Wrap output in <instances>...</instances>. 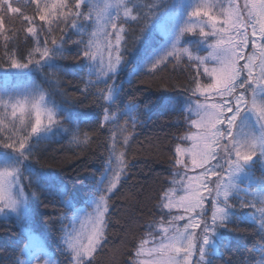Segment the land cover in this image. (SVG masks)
I'll return each instance as SVG.
<instances>
[{
	"label": "snow or ice",
	"instance_id": "obj_1",
	"mask_svg": "<svg viewBox=\"0 0 264 264\" xmlns=\"http://www.w3.org/2000/svg\"><path fill=\"white\" fill-rule=\"evenodd\" d=\"M27 3L34 6L31 15L13 0H0V216L31 219L27 189H34L37 200L47 192L63 210L57 230L61 254L69 264H96L108 243L112 198L127 177V150L141 115L133 98L123 107L118 104L123 81L117 80L132 63L127 35L135 25L139 46L128 84L169 64H184L189 78L176 97L162 100L167 111L182 117L186 131L169 158L171 179L156 197L157 211L143 224V236L124 253L126 264H216L224 255L222 247L230 244L226 233L240 222L259 237L244 264H264V0ZM5 14L26 26L6 27ZM158 31L163 36L159 44ZM21 32L27 45L23 52ZM66 45L76 48L73 59L78 63L71 75L83 85L79 94L94 96L102 113H72L64 106L67 100L57 104L32 79L41 72L50 86L55 77L59 87V77L69 74L58 63L67 58ZM64 124L69 125V142L77 146L93 139L81 125L109 133L108 158L91 174L92 187L83 202L30 163L32 141L52 137ZM34 239L30 232L23 258L14 264H59L43 248L35 251Z\"/></svg>",
	"mask_w": 264,
	"mask_h": 264
},
{
	"label": "trees",
	"instance_id": "obj_2",
	"mask_svg": "<svg viewBox=\"0 0 264 264\" xmlns=\"http://www.w3.org/2000/svg\"><path fill=\"white\" fill-rule=\"evenodd\" d=\"M13 5L20 7L28 15L32 14L34 8L27 3V0H13ZM5 25L12 30L26 26L22 24L20 18L10 14H5ZM139 34V28L135 25L128 30L127 47L130 49L129 56L132 63L120 73L117 83L123 81V93L118 101L120 107L133 98L139 105L141 115L137 119L135 138L127 150L130 163L127 177L112 198L108 243L97 254L96 264H126L128 257L124 253L135 239L143 236V224L151 218L153 212L157 211L154 208L156 197L162 188L168 186V181L171 179L172 168L169 158L174 155L178 137L186 131L182 117L167 111L162 102L164 97H176L182 90L181 86L187 83L189 73L185 70L184 64L175 68L169 64L154 75L142 74L137 76L131 84L127 82L128 73L137 62L135 49L139 46L136 41ZM155 35V42L163 43L162 34L158 31ZM23 36L24 33L21 32L19 45L21 52L27 47L23 43ZM77 38L72 36L73 40ZM66 48L69 49L67 58L58 63L66 67L69 74L59 77V87L55 85V77L51 78L53 81L51 86L45 82L41 72L32 76V79L41 84L46 91L51 92V99L57 104L67 100L64 106L72 113H102V109L97 107L94 96L85 98L79 94L78 90L83 85L71 75L78 63L73 59L76 48L72 45H66ZM2 55L3 50L0 48V56ZM14 83L13 81L9 86ZM58 93H66V96ZM146 106L150 111L146 109ZM124 120V116L119 117L120 123ZM128 126L131 131V121ZM81 127L82 130L93 133L90 144L77 146L70 143V133L67 131L69 125L64 124L52 137L41 140L38 144L35 140L32 141L35 150L30 163L37 172L43 171L50 174L49 182L65 186L68 196H75L83 202L90 194L91 174L100 169L108 158L109 133L106 130L97 132L92 125H81ZM256 175H260L257 170ZM25 184H27L26 181ZM27 191L34 209L33 217L21 220L15 217L0 218V264H14L16 258H23L20 255L21 249L28 242L30 232L43 241L54 262L69 264L68 258L57 248L59 235L57 230L60 227V213L63 211L59 202L47 192L41 193L40 199L37 200L33 194V188H28ZM49 217L51 220L48 219ZM133 232L135 237L132 235ZM226 235L230 244L222 247L224 255L217 259L216 264H224L225 261H230L231 264H244V258L249 256V250L254 243L258 242L259 237L254 234L253 228L244 222H240L236 230ZM251 255L253 258H258L257 253H251Z\"/></svg>",
	"mask_w": 264,
	"mask_h": 264
},
{
	"label": "rangeland",
	"instance_id": "obj_3",
	"mask_svg": "<svg viewBox=\"0 0 264 264\" xmlns=\"http://www.w3.org/2000/svg\"><path fill=\"white\" fill-rule=\"evenodd\" d=\"M183 2H184V3H187L188 0H183ZM241 2H242V0H241ZM37 73H39V72H34V73L32 74V76L36 75ZM10 83H12V82H10ZM2 86H3V85L0 84V87H2ZM256 166H257L256 170L258 171V175H259V174H260V170H259V169H260V165H259V163H257ZM0 218H5V217L0 216ZM34 237H35V239L32 241L33 244L35 245L34 250L37 251V252H39V250H40L41 248H43L44 250H46V251L48 252L49 256H50L51 259L53 260L52 255L49 253V251H48V249L46 248V246H45V244L43 243V241H42L39 237H37V236H34Z\"/></svg>",
	"mask_w": 264,
	"mask_h": 264
}]
</instances>
